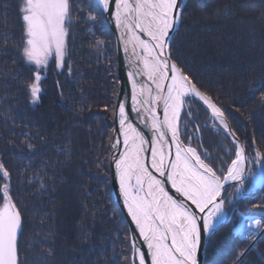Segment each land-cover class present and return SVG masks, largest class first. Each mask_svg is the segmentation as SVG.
<instances>
[{"label": "trees", "instance_id": "16d2710c", "mask_svg": "<svg viewBox=\"0 0 264 264\" xmlns=\"http://www.w3.org/2000/svg\"><path fill=\"white\" fill-rule=\"evenodd\" d=\"M23 1L0 0V217L6 206L18 215L17 264H138L111 185L115 34L96 0H66L60 59L39 69L26 59ZM182 10L171 58L226 115L248 164L247 192L231 202L226 190L228 221L203 264H264V184L253 178L264 170V0ZM184 106L181 139L222 178L237 147L198 101ZM244 216L262 223L260 237L245 238Z\"/></svg>", "mask_w": 264, "mask_h": 264}, {"label": "water", "instance_id": "95a60500", "mask_svg": "<svg viewBox=\"0 0 264 264\" xmlns=\"http://www.w3.org/2000/svg\"><path fill=\"white\" fill-rule=\"evenodd\" d=\"M179 1L169 0L168 9L164 12L158 6L157 0H96L115 34L120 77L111 144V185L115 200L130 227L132 247L137 249V259L140 252L144 264H154V229L150 227L144 237H141V206L127 200L119 183V161L128 151L135 152L136 159L129 163L140 184L139 189L149 212L150 223H156L162 229L166 243L180 255L181 264H203L209 238L227 222L225 189L239 181V178L242 179L247 170L245 149L226 117L170 56L171 40L180 25L185 4L179 6ZM145 57L151 59L154 72L144 65ZM180 81L188 86L186 97L194 98L205 106L209 115L237 147L236 159L222 180L200 159L196 149L186 146L180 138L179 123L184 107L183 100L177 103ZM172 103L177 106L176 112L172 110ZM120 108L125 111L122 120L119 119ZM171 117L174 119L172 124ZM137 140L139 142H136ZM156 147L157 150L160 148L162 160L155 151ZM181 159L201 172L208 181L206 204L202 210L187 201L180 190L183 183L178 171ZM260 175L257 187H261L264 182V171H261ZM159 192H165L171 204L178 206L179 216L185 218L186 215L189 221L193 240L192 243L185 242L182 251L175 247L174 239L164 232L165 226L159 210L160 199L156 196ZM127 203L133 209V216ZM176 225L180 226L178 223ZM19 227L16 211L0 217V264H17L16 240ZM180 235H183L182 226ZM138 264H141L139 259Z\"/></svg>", "mask_w": 264, "mask_h": 264}, {"label": "bare ground", "instance_id": "6f19581e", "mask_svg": "<svg viewBox=\"0 0 264 264\" xmlns=\"http://www.w3.org/2000/svg\"><path fill=\"white\" fill-rule=\"evenodd\" d=\"M169 0H157L158 6L161 8L162 11L166 12L168 9V2ZM144 65L150 67L152 71L154 72L153 68L154 65L149 57L144 58ZM158 77L156 78V80ZM158 81V80H157ZM156 82V81H155ZM179 89H178V100L177 103L181 102L180 100H184L186 95L188 94V86L185 85L183 81H180L179 83ZM189 98V97H187ZM175 101V100H172ZM173 112H176L177 106L172 103L171 105ZM176 108V109H175ZM119 115L124 114V110L120 108ZM174 123V119L171 117V124ZM136 142H139L138 140ZM159 148V147H158ZM156 152L159 155V159L162 160V153L157 147L155 148ZM133 155V156H132ZM131 160L128 161V158L131 157ZM136 159L135 152L130 150L128 151L126 155H124V158H121L118 166V174H119V183L122 186V191L124 195L126 196L127 200L130 202L134 201L137 205L141 206V213H140V231H141V237H144V234L148 231V229L151 227L154 229V242L152 244V248L154 250V255L156 261L153 262L154 264H181L182 260L178 253H176L175 248L168 245L166 243L167 240H165L164 234L162 232V229L155 223V225H152L150 223V216L149 212L147 210V206L144 205V200L139 199L137 195L133 192V184L131 183L134 181V184L139 187L140 184H138V180L136 178V175L133 173V170L130 166L129 162H134ZM180 161V166L178 168L179 174L181 176V183L182 186L180 187V190H182L183 197L187 199L195 208H199V210H202L203 207H205V199L206 195L208 194L207 188H208V181L206 180L205 176L199 172L196 169H193L187 162L183 159ZM135 164V163H134ZM157 198H159V210L161 219L163 221V225L165 226V234L169 235L172 239H174V245L176 248H178L180 251H182L185 247V242L192 243L191 240V230L189 221L186 218H182L178 214V206L171 204L170 198L166 195L165 192H159L157 193ZM145 197V196H144ZM139 202L141 204H139ZM128 206V203H127ZM128 210L131 212L133 216V209L131 206H128ZM255 223L254 221H252ZM182 226V232L183 235H180V226ZM163 234V235H162ZM183 236V237H182ZM138 259L140 260L141 264H144V259L141 256V253L138 252Z\"/></svg>", "mask_w": 264, "mask_h": 264}, {"label": "rangeland", "instance_id": "374dc122", "mask_svg": "<svg viewBox=\"0 0 264 264\" xmlns=\"http://www.w3.org/2000/svg\"><path fill=\"white\" fill-rule=\"evenodd\" d=\"M23 3H24V6H25V10H26L24 18H25V21H26L27 28L29 30L26 59H28V61L32 60V62L35 64V66L40 69L41 66H45L46 60L48 59V57L51 56V58H52L53 56H55L57 59H60L61 51L63 49L62 46H63V43H64V37H63L64 36V31H65L64 22H65L66 16H67L66 14H67V11H68V4L66 3V0H24ZM182 3L186 4V0H180L179 1V6ZM185 4H184V6H185ZM181 16H182V14H181ZM105 19H106V17H105ZM180 20H181V17H180ZM106 22H107V20H106ZM180 24H181V22H180ZM177 32H178V30H177ZM169 53H170V49H169ZM116 56H117V53H116ZM170 56H171V53H170ZM117 66H118V56H117ZM119 82H120V77H119ZM118 86H119V83H118ZM118 86H117V88H118ZM118 90H119V88H118ZM34 91L37 92V88L36 87H35ZM117 96H118V93H117ZM116 99H117V97H116ZM187 99H194V98L185 97V99L183 100V106H184L185 101ZM117 102H118V99H117ZM116 108H117V103H116ZM184 109H185V106L183 107L182 114L184 112ZM115 114H116V112H115ZM182 114H181V119H180V123H179L180 138H181V130H182V128H181ZM224 116L226 117V115H224ZM114 119H115V115H114ZM119 119L122 120L123 116L120 115ZM226 119H227V117H226ZM227 121H228V119H227ZM228 123H229V121H228ZM114 128H115V126H114ZM114 128L112 130L113 134H114ZM231 128H232V126H231ZM188 130H189V134L192 135V131H191L192 128H188ZM232 130H233V128H232ZM112 138H113V136H112ZM111 142H112V140H111ZM185 145L190 147V148H192V149H196L195 147H193L191 145H187V144H185ZM196 151L199 154L200 159H202L201 156H200L199 151L197 149H196ZM110 159H111V156H110ZM235 159H236V156H235ZM202 160L205 162L204 159H202ZM205 163H207V162H205ZM230 165L228 166V168L230 167ZM247 167H248V164H247ZM228 170H227L226 174L228 173ZM247 171H248V168L246 170L245 176L242 179L239 178V181L229 185L225 189V193H226V190L228 188H230L228 190L229 191L228 194L231 195L229 201H231L233 199L234 200L239 199L241 196H243L247 192V190L244 189V184H245V180H246V176H247ZM261 171H264V170L261 169L259 174L257 173V175H254V177H253L255 179V181H254V187L255 188H261V187H257V183L261 179L260 178L261 177V175H260ZM225 175L222 178H220V177L219 178L222 180L225 177ZM131 183L133 184V192H134V194L137 195L139 197V199H142L143 195H142L139 187L134 184V181H132ZM263 184H264V182H263ZM224 196H225V194H224ZM224 202H226L225 199H224ZM225 210H226V207H225ZM5 212H6V215L11 213L9 206L5 207ZM227 214H228V212H227ZM228 217H229V214L227 215V221H228ZM244 219H246L247 222H248L247 225H246V228H245V232H244L245 233V238H250V237H252V235L260 237L261 234H262V232H261L262 223L258 220V218L255 217V216H244ZM252 221H254L255 223H253ZM222 226H220V227H222ZM208 242H209V240H208ZM133 249H134V254H133L132 258H134L133 260L134 261L136 260L137 263H138L137 249L135 247H133Z\"/></svg>", "mask_w": 264, "mask_h": 264}]
</instances>
